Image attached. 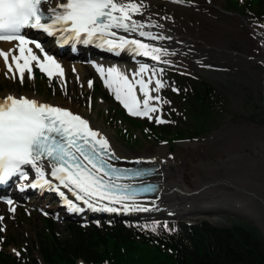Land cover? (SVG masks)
Segmentation results:
<instances>
[{
  "label": "rangeland",
  "instance_id": "374dc122",
  "mask_svg": "<svg viewBox=\"0 0 264 264\" xmlns=\"http://www.w3.org/2000/svg\"><path fill=\"white\" fill-rule=\"evenodd\" d=\"M145 3V16L136 18L162 24L173 32L168 36L163 34L171 37L169 41L160 40L169 52L176 53L164 57L171 61L170 64L140 58V64L164 70L158 72V77L166 82V87L158 94L163 101H170L160 106L161 117L170 121L165 125L183 127L188 124L183 117L181 119L183 105L178 91H172L177 88L180 92L185 90L187 82L191 84L183 76L204 81L221 96V103L213 105L222 111L221 115L201 138L171 143L156 141L149 125L158 129L161 124L146 118L129 120L125 116L126 109L100 83L95 68L87 64L82 65L84 72L80 77L69 68L64 75L66 83L58 77L41 80L37 77L41 72L34 64L33 78L28 79L25 73L21 83L18 74L14 78L5 65H0V94L26 95L88 115L91 123L107 132L114 145L127 155L138 156L156 148L164 149L160 156L170 167L167 173L184 174L192 186L191 194L196 192V195L185 198L187 195L177 189L169 190L167 195L179 192L180 200H163L160 214L134 216L124 219L126 222L141 224L150 231L156 226L155 233L167 223L175 229L172 231L175 234L179 233L182 222L207 221L218 227L245 222L255 226L264 242V23L253 20L249 13H245L244 18L239 17L235 13L243 9L239 0H184L181 4L172 0H145ZM124 57L115 60L101 56L98 59L119 61L129 71L137 62H131L129 55ZM89 80L94 82L91 89L87 86ZM126 130L127 136H124ZM188 143L196 146L186 147L184 144ZM135 159L133 157V161ZM203 183H208L206 190L205 186L199 188ZM197 196L203 199L194 200ZM21 203L15 204L14 212L0 205V217L4 218L0 220V228L5 229L0 231V249L13 256L24 251L28 264H42L36 245L38 234L45 231L42 217H52L55 232L62 238L69 237V225L74 221L57 218L49 199L45 198L39 205L47 215L40 214L36 206ZM93 217L82 224L97 222V216ZM128 261L124 264L132 263Z\"/></svg>",
  "mask_w": 264,
  "mask_h": 264
},
{
  "label": "snow or ice",
  "instance_id": "6c2138e0",
  "mask_svg": "<svg viewBox=\"0 0 264 264\" xmlns=\"http://www.w3.org/2000/svg\"><path fill=\"white\" fill-rule=\"evenodd\" d=\"M172 2L181 4L184 0ZM53 3L55 7L51 6ZM146 9L145 0H0V42H15L7 51L0 49V58L14 78L18 74L21 83L25 73L28 79L33 78V64L49 79L58 77L66 83L61 64L48 54L41 42L26 35L25 30H37L49 37L59 36L65 45L70 42L90 45L99 41L98 47L116 54L130 51L156 63L170 64L164 57L176 55L175 52L144 42L171 39L146 30L162 29V24L136 19L143 18ZM34 49L39 50L42 59ZM96 71L129 115L156 124L170 122L160 115V106L170 103L158 94L166 87V82L158 77L163 69L141 63L131 73L116 66L106 69L97 66ZM93 83L87 82L89 89ZM119 159L106 134L70 108L26 96L9 94L0 98V185L16 179L27 181L19 187L20 191L48 188L75 213L85 209L108 213L149 211L135 201L139 191L154 189L148 186L137 190L117 183L122 172L110 161ZM6 203L12 205L13 201L8 199ZM9 211L15 209L10 207ZM163 227L167 231L175 230L167 223ZM151 231L155 232L156 226Z\"/></svg>",
  "mask_w": 264,
  "mask_h": 264
},
{
  "label": "trees",
  "instance_id": "16d2710c",
  "mask_svg": "<svg viewBox=\"0 0 264 264\" xmlns=\"http://www.w3.org/2000/svg\"><path fill=\"white\" fill-rule=\"evenodd\" d=\"M240 1L241 12L264 23V0ZM189 81L179 99L188 124L154 129L158 140L201 138L221 115L213 106L221 103L216 90L202 80ZM46 220V230L38 234L43 264H77L78 260L84 264H124L127 259L131 264H264V242L258 230L245 222L224 227L206 221L183 224L177 236L167 232L155 235L141 226L121 223H103L100 228L70 225L69 237L61 238L50 219ZM0 264H22V258L0 250Z\"/></svg>",
  "mask_w": 264,
  "mask_h": 264
},
{
  "label": "bare ground",
  "instance_id": "6f19581e",
  "mask_svg": "<svg viewBox=\"0 0 264 264\" xmlns=\"http://www.w3.org/2000/svg\"><path fill=\"white\" fill-rule=\"evenodd\" d=\"M54 5H55V3H53L51 6L54 7ZM146 30H149V31H152L155 33L165 34V35L167 34V36L171 35L173 33V32H171V30H169L167 28V26H163L162 29L150 28V29H146ZM120 34L121 35H127V34L122 33V32ZM137 38H139V37H137ZM163 41H169V39H164ZM144 42L152 43L155 46H159L162 48H165V46H166V44H163L160 40H157V41L145 40ZM14 44L15 43H3L2 42V43H0V49L7 51L8 49L13 48ZM30 47H32V46L30 45ZM34 51H36V50L34 49ZM108 53H110V52H108ZM13 54H18V52H14ZM116 55H117V57L114 59L119 60V59H122L121 55H124V53L120 52L119 54H116ZM52 56L57 60L58 63L61 64L62 68L64 69V75L66 74L67 70L70 68V70L73 71V73L76 77L82 76V73L84 72V68L79 63L80 62L79 59H77V58H66L64 55H62V58H59L58 55L52 54ZM9 62H11V57H9ZM139 64L132 66L129 71H126L125 66L122 65L119 61H112V62H106V61L97 62L96 61L94 63V67L96 68L97 66H103L106 69L109 66H116V67H119L122 71H125L127 73H131L134 70H138ZM0 65L1 66L5 65L3 58H0ZM74 69H75V71H74ZM13 71H15L14 66H13ZM6 95H8V94H6ZM86 116H88V115H86ZM95 128L100 130L103 134H106L107 138H109V140H110V142L114 148L115 153L120 157L119 160H115L114 164H116L118 166H128L129 164H131L130 161H132V159L134 157V158H137V162H139V163L146 164L148 162H154L155 163L154 165L158 166V168L156 170V175L153 176L151 179L147 180V181H155V182L159 183L160 188H159L158 192L154 196L144 197V198L138 199L136 201L137 204L141 205L142 207L148 208L149 211H143V212L133 211V212H131V214L139 215V216L140 215L141 216H150V215L159 214L162 211L163 200H166V199H168V201H171L170 199H172V201L173 200L174 201L180 200V198L178 197V195L180 194L179 192H181V194H183V195L186 194L187 196L185 198H187L189 196L193 197L196 195V192L191 194V192L193 191L192 186L187 182L184 174H181V175L176 174V175L172 176V175L167 173V171H170V167L168 164H166L163 161V159L160 156L164 151L163 148H156L155 151L149 152V153L144 154V155L130 156V155H127L126 153H124L123 151H121L118 147H116L114 145L113 140L111 139L110 135L107 132L103 131L101 128H98V127H95ZM184 145L186 147H191V148L196 146V144H193V143H188V144H184ZM221 182L226 183L228 185L230 184L227 181H221ZM202 186H205L204 190H206L209 187L208 183H203L202 185L199 186V188ZM172 189H177L179 192L178 193L172 192L170 195L169 194L167 195L166 192H168L169 190L171 191ZM198 192H200V190ZM198 199H203V196L194 197V200H198ZM168 206H170L169 203H168ZM216 221L220 222V219L217 218Z\"/></svg>",
  "mask_w": 264,
  "mask_h": 264
},
{
  "label": "water",
  "instance_id": "95a60500",
  "mask_svg": "<svg viewBox=\"0 0 264 264\" xmlns=\"http://www.w3.org/2000/svg\"><path fill=\"white\" fill-rule=\"evenodd\" d=\"M263 109H264V102H263Z\"/></svg>",
  "mask_w": 264,
  "mask_h": 264
}]
</instances>
